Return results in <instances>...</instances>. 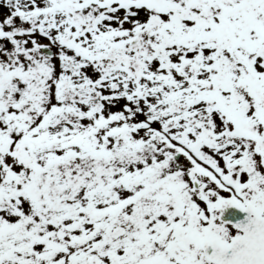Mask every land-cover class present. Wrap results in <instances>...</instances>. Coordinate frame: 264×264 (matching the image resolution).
Wrapping results in <instances>:
<instances>
[{
	"label": "snow or ice",
	"instance_id": "snow-or-ice-1",
	"mask_svg": "<svg viewBox=\"0 0 264 264\" xmlns=\"http://www.w3.org/2000/svg\"><path fill=\"white\" fill-rule=\"evenodd\" d=\"M0 264H264V0H0Z\"/></svg>",
	"mask_w": 264,
	"mask_h": 264
}]
</instances>
